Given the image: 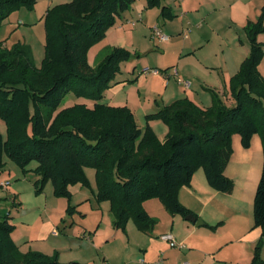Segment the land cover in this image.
<instances>
[{"label":"trees","instance_id":"trees-1","mask_svg":"<svg viewBox=\"0 0 264 264\" xmlns=\"http://www.w3.org/2000/svg\"><path fill=\"white\" fill-rule=\"evenodd\" d=\"M135 1L71 0L49 9L41 67L35 65L30 45L17 42L8 47L0 42V119L6 125V135L0 129V173L4 153L23 168L35 160L37 189L50 180L57 195L69 196L71 186L89 184L86 169L93 168L98 199L111 202L113 226L125 231L133 219L151 233L157 221L145 211L144 202L158 198L172 214H194L178 193L191 184L198 168L204 169L213 188L233 189L225 169L234 134L246 148L259 134L264 153V77L259 71L264 49L258 41L264 32V5L259 18L247 23L251 52L230 80L235 103L228 105L217 93L207 108L179 99L149 114L142 130L130 108L103 102L104 90L130 53L116 47L95 66L88 59L90 48ZM146 1L147 8L161 7L162 16H175L163 0ZM36 2L0 0V25L12 11L32 9ZM70 93L92 105L78 100L65 104ZM153 119L167 125L164 141L149 125ZM254 227H261L264 235V160ZM12 229L0 219V264H59L41 252L22 253L10 237ZM250 264H264L261 244Z\"/></svg>","mask_w":264,"mask_h":264},{"label":"rangeland","instance_id":"rangeland-1","mask_svg":"<svg viewBox=\"0 0 264 264\" xmlns=\"http://www.w3.org/2000/svg\"><path fill=\"white\" fill-rule=\"evenodd\" d=\"M68 1L37 0L32 9L20 7L12 11L0 25V42L4 41L8 47L17 42L30 45L35 65L41 67L47 38V6L51 3V9ZM157 8H147L144 0H136L124 11V19L122 15L117 16L106 36L96 42L88 54L90 63L96 65L116 47H122L130 53V57L120 63V71L104 90L103 102L133 110L136 122L142 130L147 127L148 110L153 106L158 108L162 102L163 97L158 93L165 92L168 81L163 79L168 71H173L179 60L186 61L200 56V53H209L215 59L214 54L220 41L217 34L204 35L201 32L197 26L200 19L198 22L190 17L184 19L181 14L170 19L159 14ZM181 10L186 11L185 7L174 5L175 12ZM126 18L128 19L125 20ZM188 21L191 23L188 24ZM155 24L170 37L168 42H161L153 37L152 26ZM195 34L202 38L200 43L205 42L206 45L197 56L188 53L189 44ZM145 67L158 68L161 73L145 74L142 72ZM167 67L168 71L164 70ZM189 92L190 97L194 98L192 90ZM75 100L77 97L70 93L63 102L66 104ZM199 100L203 102L204 99ZM80 101L91 103L85 98ZM212 103L213 100L208 107ZM168 104L170 103L166 105ZM153 120L166 127L162 120ZM0 129L6 135V125L1 119ZM37 165L38 162L33 160L23 168L7 153L3 155V169L0 173V219L7 220L13 227L10 237L22 253L41 252L59 264H108L111 261L106 259L111 260L110 256H116L124 246L128 249V234L117 235L108 226V212L112 205L109 200L98 199L95 169H86L88 185H73L70 187L69 196H60L55 193L50 180L42 190L37 189ZM5 182H9L7 187L2 185ZM153 199L155 202L151 203H161V200ZM152 218L158 222L157 218ZM208 226L212 231L217 229Z\"/></svg>","mask_w":264,"mask_h":264},{"label":"crops","instance_id":"crops-1","mask_svg":"<svg viewBox=\"0 0 264 264\" xmlns=\"http://www.w3.org/2000/svg\"><path fill=\"white\" fill-rule=\"evenodd\" d=\"M175 4L181 8L185 7L186 11L175 12ZM51 5L48 4L46 13ZM163 5L170 7L171 12L177 17L181 14L184 19L190 17L197 22L200 19L197 26L201 32L204 35L217 34L220 41L214 54L215 59L206 52L197 56L200 49L206 45L205 42L200 43L202 38L195 34L189 44L188 53L197 57H191L186 61L179 60L174 67L177 68V75L172 70L168 71L169 67L164 68L168 73L163 80L168 83L165 92L158 93L163 97L162 102L158 108L154 106L149 108L148 114L155 113L167 103L171 104L184 98L195 101L201 107H208L214 93L226 103L234 104L235 100L230 92V80L250 55L251 44L246 26L249 21H256L259 18L264 0H163ZM144 6H147L146 0ZM157 10L160 14L161 7ZM124 14L125 12L121 14L123 19ZM156 26L158 25L152 26V29L154 30ZM209 40L210 38L207 41ZM258 41L262 43L264 49V32L258 35ZM259 71L264 77V55L259 64ZM158 79L159 77L156 78ZM180 79L182 81H179ZM184 81H189L190 85L187 87ZM190 90L194 98L188 94ZM80 99L77 98L78 101ZM199 99L204 100L201 102ZM89 104L92 105V102ZM132 112L135 115L133 110ZM156 122L150 120L149 125L164 141L168 127L160 126ZM232 145L233 154L225 169V174L234 181L231 191L223 192L213 188L207 180L204 169L198 168L191 184L181 187L178 193L180 202L191 210L194 216L198 215L195 217L202 219L205 224L201 226H207L206 228L201 229V226H196L195 222L170 213L162 201L151 203L155 202L152 201L155 200L153 198L143 204L148 215L158 219L151 233L142 231L133 219L128 221L125 231L116 229L113 226L114 214L110 210L108 226L112 231L115 230L117 235L128 234L129 243L128 249L124 246L116 256H110L111 260L106 259L108 262L111 261L108 264H184L185 262L250 264L259 244H261V257L264 259L262 228L254 227V200L264 160L262 140L259 134H255L250 147L246 148L242 144L241 136L234 134ZM208 225L217 226L216 231H212ZM166 233L173 234L176 246L162 239V235Z\"/></svg>","mask_w":264,"mask_h":264},{"label":"built area","instance_id":"built-area-1","mask_svg":"<svg viewBox=\"0 0 264 264\" xmlns=\"http://www.w3.org/2000/svg\"><path fill=\"white\" fill-rule=\"evenodd\" d=\"M153 35H154L155 38H158L160 41H168L169 40L168 35H166L165 33H163V31L158 26H156L154 28ZM186 36H187V34H186ZM142 72H144L145 74H149V73H152V74H160L161 73L160 69H158V68H152V67H145V68H143ZM173 73L176 74V75L178 74L177 68H174L173 69ZM179 81H182V80L180 79ZM184 83H185V85L187 87L190 85V82L189 81H184ZM8 184H9V182L2 183V185L4 187H7ZM162 239L170 242V244L172 246H176L177 245V243L175 241V238H174V236H173L172 233H166V234L162 235ZM184 264H189V263L188 262H185Z\"/></svg>","mask_w":264,"mask_h":264},{"label":"water","instance_id":"water-1","mask_svg":"<svg viewBox=\"0 0 264 264\" xmlns=\"http://www.w3.org/2000/svg\"><path fill=\"white\" fill-rule=\"evenodd\" d=\"M186 219L192 221V222H195L196 223V226H201V225H204V221L202 219H197L193 214H190L186 217Z\"/></svg>","mask_w":264,"mask_h":264}]
</instances>
